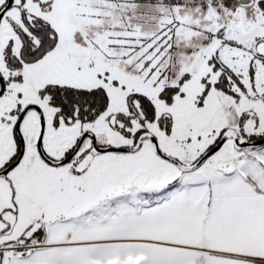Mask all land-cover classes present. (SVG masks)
I'll list each match as a JSON object with an SVG mask.
<instances>
[{
  "label": "snow or ice",
  "instance_id": "1",
  "mask_svg": "<svg viewBox=\"0 0 264 264\" xmlns=\"http://www.w3.org/2000/svg\"><path fill=\"white\" fill-rule=\"evenodd\" d=\"M0 264H264V0H0Z\"/></svg>",
  "mask_w": 264,
  "mask_h": 264
}]
</instances>
